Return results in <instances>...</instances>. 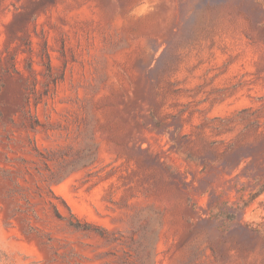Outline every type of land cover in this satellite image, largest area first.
Here are the masks:
<instances>
[{"label":"rangeland","instance_id":"374dc122","mask_svg":"<svg viewBox=\"0 0 264 264\" xmlns=\"http://www.w3.org/2000/svg\"><path fill=\"white\" fill-rule=\"evenodd\" d=\"M0 264H264V0H0Z\"/></svg>","mask_w":264,"mask_h":264},{"label":"trees","instance_id":"16d2710c","mask_svg":"<svg viewBox=\"0 0 264 264\" xmlns=\"http://www.w3.org/2000/svg\"><path fill=\"white\" fill-rule=\"evenodd\" d=\"M50 69H51V65L49 64L48 70H50ZM25 102L26 103L29 102L27 98H25ZM25 117L26 118L28 117V120L30 121V124L33 127L35 126V124L38 125V120L36 119V117L32 116L30 111L28 114H25ZM157 125L161 126V123H157ZM57 214L60 218H62L59 213H57ZM68 224L70 227L74 228L75 230H78V231H95L98 235H100L102 237L104 236L103 233H101V231H98L97 229H93L91 227V225L81 223L73 214L71 215V219L68 221Z\"/></svg>","mask_w":264,"mask_h":264}]
</instances>
